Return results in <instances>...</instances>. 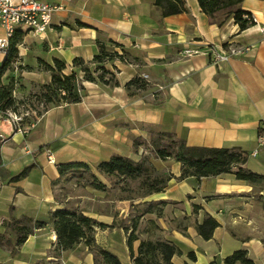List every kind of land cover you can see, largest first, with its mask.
I'll list each match as a JSON object with an SVG mask.
<instances>
[{
	"label": "crops",
	"instance_id": "obj_1",
	"mask_svg": "<svg viewBox=\"0 0 264 264\" xmlns=\"http://www.w3.org/2000/svg\"><path fill=\"white\" fill-rule=\"evenodd\" d=\"M43 1L63 8L53 14L45 35L24 31L15 70L22 77L20 98L51 81L41 60H64V73L70 74L79 70L75 58L92 62L99 45L110 41L127 59L104 64L116 71L118 86L84 81L81 102L49 108L37 123L25 125L28 134L17 131L0 111V226L11 214L48 221L52 211L77 208L104 225L96 227V243L122 264H134L128 245L133 230L135 253L142 240L168 241L181 251L172 259L175 264H225L241 249L264 264V183L239 180L234 172L182 179L180 162L154 158L146 146L155 129L190 146L237 148L248 154L245 167L264 175V147L259 148L264 132V0L242 1V9L255 18L243 31L233 15L224 20L220 14L213 21L199 0H185L186 12L166 17L156 0ZM251 45V52L220 63L210 54H183L189 48L225 53L230 46ZM4 59L0 54V63ZM136 76L147 87L130 96L126 84ZM137 138L144 143L135 149ZM49 151L56 163L49 161ZM115 155L145 160L172 178L162 192L147 194L141 179L108 177L97 170ZM73 162L88 164L106 190L75 183L73 195L60 196L59 166ZM29 166L26 177L10 181ZM208 216L219 226L205 240L197 226ZM56 244L57 234L48 226L30 235L15 256L0 246V264H53ZM58 262L95 264V256L82 242L64 251Z\"/></svg>",
	"mask_w": 264,
	"mask_h": 264
},
{
	"label": "trees",
	"instance_id": "obj_2",
	"mask_svg": "<svg viewBox=\"0 0 264 264\" xmlns=\"http://www.w3.org/2000/svg\"><path fill=\"white\" fill-rule=\"evenodd\" d=\"M242 1L199 0V4L203 12L215 22L220 14L225 15L224 20L233 15L235 22L243 31L254 25L255 21L252 19L253 15L250 12L242 9ZM155 5L162 9L165 17L187 11L185 0H156ZM224 20L220 19L218 23L221 25ZM23 39L24 32L16 31L10 39L9 52L0 63V111L5 116L10 111H18L20 104L23 105L14 96L16 85L14 78H8L7 82L4 80L5 74L13 72L20 61L19 46L22 44ZM116 46L118 44L113 41L101 43L99 52L92 62L75 58L73 64L79 70H74L70 74L64 73L67 67L64 60L56 58L53 64L41 60V68L51 73V81L40 85L42 93L38 97L44 105L45 111L54 106L81 102L84 97V81L118 86L119 81L116 71L107 69L104 65L107 61L116 57L122 60L127 59L126 55H120L114 51ZM80 70L83 72V77L80 76ZM146 87L147 82L141 76H136L126 84L130 96H135L136 91L143 90ZM143 143L142 139L137 138L134 143L135 149H138ZM146 146L154 158L173 159L180 162L182 164V179L191 176L201 179L234 172L239 180L250 183H264V175L252 172L245 167L248 154L241 149L190 146L185 140L177 138L173 133L155 129H151V137ZM30 169V166L26 167L21 173L12 177L10 181L16 182L26 177ZM97 170L108 177L141 179V187L146 189L147 194L162 192L172 178L171 174L156 176L154 167L145 160L135 161L121 155H115L109 161L100 163ZM59 172L61 180L69 181L76 178V183L79 185H89L100 190H106L104 183L99 180L86 163L61 164ZM61 180L55 182L54 185L60 183ZM48 226H51L57 234V244L52 251L55 259L53 264H60L58 261H60L62 253L76 248L82 242L94 254L95 264H122L118 256L96 243V227H103L104 225L85 215L83 211L77 208L67 207L52 211L49 214L48 221L35 220L26 215L16 217L11 214V218L4 221L0 226V246L8 248L11 251V256H15L30 235ZM218 226V221L208 216L202 224L197 226V230L205 240H209L213 237ZM137 238L135 230H133L128 239V245L134 264H175L172 261L174 255L181 253L175 244L162 240H142L138 252L135 253L133 242ZM188 257L191 261L196 260L194 252H190ZM224 262L225 264H256L245 249L235 251ZM211 264L217 263L212 262Z\"/></svg>",
	"mask_w": 264,
	"mask_h": 264
},
{
	"label": "built area",
	"instance_id": "obj_3",
	"mask_svg": "<svg viewBox=\"0 0 264 264\" xmlns=\"http://www.w3.org/2000/svg\"><path fill=\"white\" fill-rule=\"evenodd\" d=\"M62 5L52 4L43 0H0V54L6 56L9 52L10 39L16 31H28L36 37L46 34L52 24L53 14L62 9ZM255 21V18L252 16ZM264 35V28L261 29ZM251 46H230L225 53L217 52L214 47L205 49L189 48L184 50L186 57L199 54L212 56L214 63L228 61L232 57L243 56L252 51ZM23 114L9 112L8 120L17 131L28 134V128L22 123ZM264 147V132L259 137V148ZM258 153V149L254 154ZM49 161L56 163L52 151H49Z\"/></svg>",
	"mask_w": 264,
	"mask_h": 264
},
{
	"label": "rangeland",
	"instance_id": "obj_4",
	"mask_svg": "<svg viewBox=\"0 0 264 264\" xmlns=\"http://www.w3.org/2000/svg\"><path fill=\"white\" fill-rule=\"evenodd\" d=\"M19 64V63H18ZM17 64L16 68H20L19 65ZM16 70V69H15ZM15 70L13 72H7L4 76V80L7 82L8 78H14V81L16 82L17 85H15V91H14V96L17 97L16 99L19 100L20 102L23 103L20 104L18 111H10L13 114H18V115H24L23 116V124L24 125H29L32 123H37V121L39 120V118L43 115V113L45 112V107L44 105L40 102L39 100V96L42 93V88H40V85H36V87L34 89L31 90L30 93L24 95L23 97L20 98L19 96V91L22 90L21 88L23 87L22 84V80H21V76H19L18 72H15ZM17 92V96L16 93ZM29 111V112H28ZM9 112L7 113V117H8ZM163 174L165 175V173L159 174L156 172V176L160 175L163 176ZM77 182L76 178H72L69 181H65L63 180L62 185L58 188V193L60 196H67L70 194H74L75 191L72 190V186L73 184H75ZM135 187V192H140L139 190H137V183L136 184H132V187Z\"/></svg>",
	"mask_w": 264,
	"mask_h": 264
}]
</instances>
